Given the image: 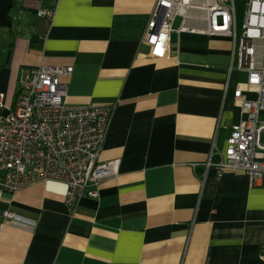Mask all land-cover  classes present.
Segmentation results:
<instances>
[{
  "label": "crops",
  "instance_id": "crops-1",
  "mask_svg": "<svg viewBox=\"0 0 264 264\" xmlns=\"http://www.w3.org/2000/svg\"><path fill=\"white\" fill-rule=\"evenodd\" d=\"M155 2L0 0L2 114L23 69L71 66L66 104L114 105L99 161L118 163L73 211L59 182L4 193L0 210L15 218L0 229V264H264V175L206 165L243 116L233 40L177 32V16L168 56L151 54Z\"/></svg>",
  "mask_w": 264,
  "mask_h": 264
},
{
  "label": "built area",
  "instance_id": "built-area-1",
  "mask_svg": "<svg viewBox=\"0 0 264 264\" xmlns=\"http://www.w3.org/2000/svg\"><path fill=\"white\" fill-rule=\"evenodd\" d=\"M243 4L238 34L235 0H156L143 41L151 54L168 56L177 16V32L233 40L231 69L246 73L243 87L233 93L243 116L231 126L224 149L212 150L206 165L218 176L242 170L254 183L264 175V121L259 120L264 113V0ZM36 15L52 19L54 9L39 8ZM71 72V66L43 64L23 69L7 114H2L5 94L0 92V199L37 182H59L65 186L64 204L73 211L82 196L97 197L102 179L117 172V161H99L114 105L66 104V84L60 77ZM243 90L254 92L255 98H245ZM215 153L218 158L212 161ZM14 218V213L1 209L0 229Z\"/></svg>",
  "mask_w": 264,
  "mask_h": 264
},
{
  "label": "rangeland",
  "instance_id": "rangeland-1",
  "mask_svg": "<svg viewBox=\"0 0 264 264\" xmlns=\"http://www.w3.org/2000/svg\"><path fill=\"white\" fill-rule=\"evenodd\" d=\"M236 2V9H237V17H238V34L240 33V21L242 18L243 10H244V4L243 0H235ZM178 24V19L174 22V25L176 26ZM259 120L264 121V113H260ZM262 139L264 140V134L262 135Z\"/></svg>",
  "mask_w": 264,
  "mask_h": 264
}]
</instances>
